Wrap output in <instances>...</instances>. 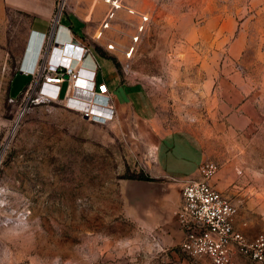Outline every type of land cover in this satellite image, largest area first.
<instances>
[{
	"label": "rangeland",
	"instance_id": "obj_1",
	"mask_svg": "<svg viewBox=\"0 0 264 264\" xmlns=\"http://www.w3.org/2000/svg\"><path fill=\"white\" fill-rule=\"evenodd\" d=\"M123 1L150 22L126 58L119 49L137 19L120 13L108 55L122 86L114 117L98 123L64 99L35 103L36 78L21 75L15 89L24 90L13 93L41 43L30 39V15L0 0V264H207L162 240L132 200V183L151 177L157 145L174 133L224 169L239 211L264 232V0ZM241 32L244 49L234 45ZM98 57L108 79L112 66ZM236 74L258 99L246 125L228 120Z\"/></svg>",
	"mask_w": 264,
	"mask_h": 264
},
{
	"label": "built area",
	"instance_id": "obj_2",
	"mask_svg": "<svg viewBox=\"0 0 264 264\" xmlns=\"http://www.w3.org/2000/svg\"><path fill=\"white\" fill-rule=\"evenodd\" d=\"M101 1L107 5V10L101 25L94 33L96 39L103 38L106 32L118 31L116 26L122 11L136 17L131 43L119 49L126 58H131L147 31L150 16L126 5L123 0H94L95 3ZM58 7L52 21L54 26L59 25L63 10L60 9V4ZM38 35L41 49L37 66L33 70L22 68L25 73L36 78L38 90L33 101L41 103L64 99L68 106V100L75 96V106L71 109L80 111L83 117L98 123L110 121L115 113L112 94L105 81L97 82L98 63L95 64L96 69L90 71L91 76L82 72L86 59L94 57L92 49L75 39L58 42L54 29L48 34L32 31L30 39ZM107 49H118L115 39L107 43ZM65 82L67 86L62 97V86ZM88 96L94 99L96 106L90 103L89 107H83V99ZM218 170L216 162L203 161L199 166L200 176L184 182L178 213L184 231L180 246L190 254L205 255L208 258L207 264H239L238 257L264 264V232L257 233L251 239L235 228L234 219L238 207L229 194L211 184Z\"/></svg>",
	"mask_w": 264,
	"mask_h": 264
},
{
	"label": "crops",
	"instance_id": "obj_3",
	"mask_svg": "<svg viewBox=\"0 0 264 264\" xmlns=\"http://www.w3.org/2000/svg\"><path fill=\"white\" fill-rule=\"evenodd\" d=\"M60 1L61 0H4L8 6L30 15L31 32L35 31L48 34L54 29L58 42H68L75 39L89 46L92 49L94 57L86 59L82 72L85 75L91 76L92 72L90 71L96 69L95 64L97 62L99 65V69L97 70V82L105 81L109 86L112 97H116V93L122 86L121 78L115 63L112 61L113 58L110 54L108 55V53L112 51L107 49V43L114 39V37L111 31H109L106 32L105 36L101 39L94 38V33L101 25L105 16L107 5L104 4L106 7L102 10L104 7L94 2L89 13L87 9L84 13H79L76 9L78 3L82 2L88 5L90 0H65V7L60 15L59 25L54 26L52 21L58 10ZM263 11L264 5L260 12ZM39 38L40 36L38 35L34 36L33 39L41 43ZM246 44L247 37L243 32L239 33L235 37L234 45L244 49ZM261 46L264 47V32L261 35ZM31 50L32 49H30V53ZM98 55L107 59L112 66V73L108 79L102 72ZM121 55L123 54L121 53ZM233 56L237 57L236 55ZM115 58L119 59L120 57L116 55ZM21 75L32 78V75L25 73L24 70L21 69L13 85V93L14 90L18 92V89H15V85ZM229 78V85L233 91L231 95L234 96L229 97L231 106L229 114L231 113V116L228 117V120L239 119L246 125L252 120V109L255 110L258 99L253 94L254 88L249 85L246 79L242 78V75L236 74L229 76ZM65 85L67 86V82L63 84L62 90H64L63 87ZM23 90L24 88L22 90L19 89V92L16 94L20 95ZM114 97L112 100H114ZM70 101L72 102V99H70ZM115 104L119 105V101H116V99ZM204 160V157L201 156L198 151V146L195 145L189 137L178 136L176 133L171 136H165L157 145L156 161L158 165L154 167L151 175V178L159 180L136 181L131 185L130 192L132 200L141 202L140 207L143 221H145V223L147 222L149 225L152 224L158 227L157 234L161 235L162 240L169 244H180L183 239L184 231L178 214L182 202V187L187 179L198 178L200 176L199 166ZM231 183L232 178L226 175L224 169H220L211 180L213 186L229 194L235 203L231 195L235 190H231ZM257 223L259 224V221L248 220V217L238 209V213L234 219V226L251 239L260 230V226ZM241 260H243V258L238 257L239 263Z\"/></svg>",
	"mask_w": 264,
	"mask_h": 264
},
{
	"label": "bare ground",
	"instance_id": "obj_4",
	"mask_svg": "<svg viewBox=\"0 0 264 264\" xmlns=\"http://www.w3.org/2000/svg\"><path fill=\"white\" fill-rule=\"evenodd\" d=\"M25 68H27L28 70H29V68L28 67H25ZM24 68V69H25ZM31 70V69H30ZM81 83H84V81H81ZM72 102L70 101V100H68V103H70L71 104V106L72 107H74L75 105L73 104L74 103V101L77 99V97H75V96H72ZM83 107H89V105H90V103L91 104H93L94 103V105L96 106V103H95V101H94V99H91V97L90 96H88L87 98H84L83 99ZM95 109V108H94ZM96 110V109H95Z\"/></svg>",
	"mask_w": 264,
	"mask_h": 264
},
{
	"label": "trees",
	"instance_id": "obj_5",
	"mask_svg": "<svg viewBox=\"0 0 264 264\" xmlns=\"http://www.w3.org/2000/svg\"><path fill=\"white\" fill-rule=\"evenodd\" d=\"M141 179H144V180H153L150 176H147V175H142L141 176Z\"/></svg>",
	"mask_w": 264,
	"mask_h": 264
},
{
	"label": "water",
	"instance_id": "obj_6",
	"mask_svg": "<svg viewBox=\"0 0 264 264\" xmlns=\"http://www.w3.org/2000/svg\"><path fill=\"white\" fill-rule=\"evenodd\" d=\"M68 76H66V78H67Z\"/></svg>",
	"mask_w": 264,
	"mask_h": 264
}]
</instances>
